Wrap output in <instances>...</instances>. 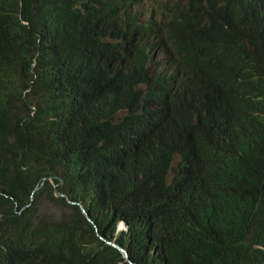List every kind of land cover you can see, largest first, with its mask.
Listing matches in <instances>:
<instances>
[{
    "label": "trees",
    "instance_id": "16d2710c",
    "mask_svg": "<svg viewBox=\"0 0 264 264\" xmlns=\"http://www.w3.org/2000/svg\"><path fill=\"white\" fill-rule=\"evenodd\" d=\"M156 1L0 0V264H264V22Z\"/></svg>",
    "mask_w": 264,
    "mask_h": 264
},
{
    "label": "clouds",
    "instance_id": "9594fccd",
    "mask_svg": "<svg viewBox=\"0 0 264 264\" xmlns=\"http://www.w3.org/2000/svg\"><path fill=\"white\" fill-rule=\"evenodd\" d=\"M250 3L249 5V19L252 21L248 23V25L244 28V33L247 37L251 36V33L257 26V20H259V25L257 28V31L260 32L261 25L264 22V0H248ZM188 4H190V0H162V1H156L155 2V8L157 13L159 12H165L168 15L172 16V12L174 10V7L177 5H181L183 7H187ZM225 3L221 0H205V4L202 7V12L204 13V23H208L210 16L216 17L217 20L220 19L222 16V12H224ZM255 16V17H254ZM84 29H86L88 26L84 25ZM106 35L108 38H106L110 43L113 42L111 38L112 28L106 27ZM77 29L76 27L69 29V40L72 42L74 40V34L76 33ZM170 48L161 46H155L147 56L146 61V67L150 71H147L150 73V78H158L159 80L170 90H175L182 79H185L184 74L181 77H177L175 71H173L174 64L173 59L170 54ZM169 62H172V64H169ZM137 86L135 89L138 90H146V86ZM247 96L246 98L249 99V102L247 105L244 106L245 109H248L251 111L252 109V103L255 102V96L258 94L257 89L255 87L251 89H247ZM253 117H260L261 121L264 123V116L261 113H253ZM173 176V173H169L167 176L168 183L167 185H170V179ZM124 226L125 224L122 223ZM120 225V224H119ZM119 227V226H118ZM109 245V243L107 242Z\"/></svg>",
    "mask_w": 264,
    "mask_h": 264
},
{
    "label": "rangeland",
    "instance_id": "374dc122",
    "mask_svg": "<svg viewBox=\"0 0 264 264\" xmlns=\"http://www.w3.org/2000/svg\"><path fill=\"white\" fill-rule=\"evenodd\" d=\"M159 1H162V0H159ZM166 182L168 183L169 181H168V179H166ZM51 185H53L52 183H51ZM72 204V206H77V205H79V204H73V203H71ZM70 204V205H71ZM37 208L39 209V212H41L42 211V213H48V214H52V215H54L55 216V219H57L58 221H60V220H62L64 217H63V214L61 213V211H59L58 209H56L52 204H47V203H45V202H42V204H40V203H38V205H37ZM78 208V207H77ZM79 209V208H78ZM80 210V209H79ZM82 214V213H81ZM39 215H40V213H38L36 216H35V218H38L39 217ZM89 222V221H88ZM91 223V222H90ZM125 231H127V228H126V225L124 226L122 223L119 225V227L117 228V234H116V236H117V238H119V236L123 233V232H125ZM116 238V239H117ZM116 239L113 241V242H111V243H113V244H110L111 246L112 245H115V243H116ZM105 241V240H104ZM105 242H107V241H105ZM125 259V261H127V259L126 258H124ZM128 262V261H127Z\"/></svg>",
    "mask_w": 264,
    "mask_h": 264
},
{
    "label": "water",
    "instance_id": "95a60500",
    "mask_svg": "<svg viewBox=\"0 0 264 264\" xmlns=\"http://www.w3.org/2000/svg\"><path fill=\"white\" fill-rule=\"evenodd\" d=\"M54 192H55V195H56L57 197L63 198V196H61L59 193H57L56 188H54ZM66 201H67L68 204H71V203L69 202L68 199H66ZM71 205H72V204H71ZM74 205H75V204H74ZM77 207L80 209V211H81V213L84 215V217L87 218V220H88L89 222H91L90 219H89V217H87V215L85 214L83 208H82L80 205H77ZM102 240H103V239H102ZM103 241H104V240H103ZM109 245H110V244H109ZM112 247H114L115 249H117L118 251H120V252L122 253V255L124 256V258H126L127 261L130 262V261H129V258H128V255H127V253H126L124 250L120 249V248H119L118 246H116V245H112Z\"/></svg>",
    "mask_w": 264,
    "mask_h": 264
}]
</instances>
